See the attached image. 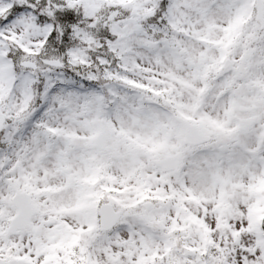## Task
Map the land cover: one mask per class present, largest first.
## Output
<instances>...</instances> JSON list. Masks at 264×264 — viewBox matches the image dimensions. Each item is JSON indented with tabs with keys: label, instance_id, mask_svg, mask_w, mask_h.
<instances>
[{
	"label": "snow or ice",
	"instance_id": "obj_1",
	"mask_svg": "<svg viewBox=\"0 0 264 264\" xmlns=\"http://www.w3.org/2000/svg\"><path fill=\"white\" fill-rule=\"evenodd\" d=\"M0 264H264V0H0Z\"/></svg>",
	"mask_w": 264,
	"mask_h": 264
}]
</instances>
